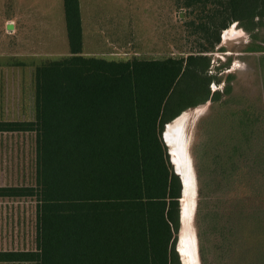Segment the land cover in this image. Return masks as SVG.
Segmentation results:
<instances>
[{
	"label": "trees",
	"instance_id": "trees-1",
	"mask_svg": "<svg viewBox=\"0 0 264 264\" xmlns=\"http://www.w3.org/2000/svg\"><path fill=\"white\" fill-rule=\"evenodd\" d=\"M171 3L188 19L187 37H197L191 49L109 61L84 55L80 0H62L68 52L35 65L33 121H0V133L35 135V185L0 187V198L34 200L35 249L0 252V263L181 264L182 184L162 134L185 111L229 92L209 91L210 55L223 31L236 23L251 34L247 52L264 54V0ZM256 118L232 114V138L213 161L219 185L238 186L216 230V253L228 261L233 254L236 264H264V133Z\"/></svg>",
	"mask_w": 264,
	"mask_h": 264
},
{
	"label": "rangeland",
	"instance_id": "rangeland-1",
	"mask_svg": "<svg viewBox=\"0 0 264 264\" xmlns=\"http://www.w3.org/2000/svg\"><path fill=\"white\" fill-rule=\"evenodd\" d=\"M80 5L85 56L109 61H124L131 56L153 60L178 50L188 51L196 43L197 37H187L184 25L188 19L184 12L174 11L171 0H80ZM6 20L14 23L8 24ZM233 26L237 27L236 23L229 28ZM237 29L242 31L241 36L227 41L223 31L220 44L210 55L209 73L214 77L210 93H221L227 88L229 92L216 103L207 102L182 113L186 118L180 137L186 142L189 155L191 181L187 198L193 211L187 230L194 237L198 264H202L200 246L204 264L237 262L233 254L228 261L216 253L217 229L222 226L218 216L222 214L224 199L232 201L230 197L238 187L219 185L218 168L213 163L224 151L223 138H232L229 129L232 114L246 111L256 116L255 130L264 133V90L259 65L264 54L248 53L247 48L253 42L251 34L240 26ZM67 52L62 0H0V121H33L35 63L61 58ZM33 54L36 58H32ZM167 148L173 163L169 145ZM173 166L177 171L174 163ZM197 172L204 189L200 198ZM180 178L183 197L184 184ZM34 185L35 135L0 133V187ZM183 232L180 210L177 250ZM34 238V200L0 198V252L33 251ZM180 260L183 264L181 256Z\"/></svg>",
	"mask_w": 264,
	"mask_h": 264
},
{
	"label": "bare ground",
	"instance_id": "bare-ground-1",
	"mask_svg": "<svg viewBox=\"0 0 264 264\" xmlns=\"http://www.w3.org/2000/svg\"><path fill=\"white\" fill-rule=\"evenodd\" d=\"M235 24V23H234ZM241 30H238L237 27L233 26L228 28L223 33V38L225 41L233 39L237 36H241ZM196 111H199L196 110ZM186 112V111H185ZM188 113V112H187ZM186 118L185 114H182L180 117L175 119L172 123L168 124L166 127L165 140L171 149V155L173 158V163L177 167V171L182 177L184 189H183V197H181V215H182V224H183V233L180 237V242L178 245V251L180 256L182 257L183 264H198L197 263V254H196V246L194 242V237L187 230V225L191 220L192 215V206L191 201L187 198L188 187L191 181L189 177V160L186 150V145L184 139L180 137L182 132V124ZM189 118V117H188ZM180 137V139H179ZM190 159V158H189ZM188 231V232H187Z\"/></svg>",
	"mask_w": 264,
	"mask_h": 264
},
{
	"label": "crops",
	"instance_id": "crops-1",
	"mask_svg": "<svg viewBox=\"0 0 264 264\" xmlns=\"http://www.w3.org/2000/svg\"><path fill=\"white\" fill-rule=\"evenodd\" d=\"M80 7H81V5H80ZM81 10V9H80ZM81 12V11H80ZM81 14V13H80ZM82 15V14H81ZM6 23H8V24H13L14 23V21L13 20H6ZM81 24H82V36H83V38H82V40H83V48H84V20H83V17H81ZM64 26H65V22H64ZM66 34V33H65ZM36 55H34L33 54V57L32 58H36L35 57ZM33 60V59H32ZM35 60V59H34ZM40 61V60H39ZM41 62V61H40ZM35 65H37L36 63H35Z\"/></svg>",
	"mask_w": 264,
	"mask_h": 264
},
{
	"label": "water",
	"instance_id": "water-1",
	"mask_svg": "<svg viewBox=\"0 0 264 264\" xmlns=\"http://www.w3.org/2000/svg\"><path fill=\"white\" fill-rule=\"evenodd\" d=\"M166 127H167V125L165 126L164 131L166 130ZM162 139H163V142H164V144L166 145V147H168V145H167V143H166V140H165V137H164V133L162 134ZM171 164L173 165L172 162H171ZM174 170H175V169H174ZM175 174H177V175L180 177V174H179L178 171H176V170H175ZM180 180H181V178H180ZM181 193H182V191H181ZM176 251L178 252L177 248H176ZM178 254H179V253H178Z\"/></svg>",
	"mask_w": 264,
	"mask_h": 264
}]
</instances>
